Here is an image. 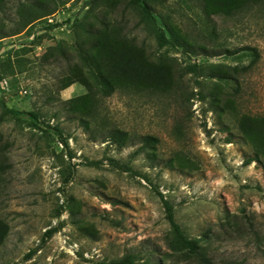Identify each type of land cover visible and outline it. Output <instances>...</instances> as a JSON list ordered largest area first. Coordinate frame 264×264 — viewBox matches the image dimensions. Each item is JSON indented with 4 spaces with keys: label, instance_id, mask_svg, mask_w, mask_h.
I'll return each instance as SVG.
<instances>
[{
    "label": "rangeland",
    "instance_id": "obj_1",
    "mask_svg": "<svg viewBox=\"0 0 264 264\" xmlns=\"http://www.w3.org/2000/svg\"><path fill=\"white\" fill-rule=\"evenodd\" d=\"M127 1L0 0V264H196L167 248L163 199L212 264H264V154L236 120L264 116V0L208 18L197 0H147L167 44ZM103 21L168 59L172 88L104 96L83 60ZM220 65L248 67L237 84ZM76 70L90 86L59 89Z\"/></svg>",
    "mask_w": 264,
    "mask_h": 264
},
{
    "label": "trees",
    "instance_id": "obj_2",
    "mask_svg": "<svg viewBox=\"0 0 264 264\" xmlns=\"http://www.w3.org/2000/svg\"><path fill=\"white\" fill-rule=\"evenodd\" d=\"M95 1V0H94ZM106 1V0H104ZM119 0H107L109 5ZM200 2L202 10L206 17L213 14L239 11L249 7L250 2L258 3L261 0H197ZM137 6L141 20L149 24L155 29L156 35L162 44L169 43L166 32L156 23V18L152 12L151 6L147 0H128L126 6ZM99 28L85 29V41L89 43L88 48L84 50L85 56L83 60L89 62L92 68V79L94 83L101 88L104 96L111 95L116 88L142 90L165 91L172 88V69L171 62L168 59H153L151 55L146 53L143 46H138L129 39L127 33L122 27H109L106 22ZM82 35V34H81ZM133 39V38H132ZM251 50L253 58H257L258 54L254 48ZM254 61V60H253ZM248 66H226L220 65L215 67L214 76L220 78L232 79L238 84L235 76L239 70L247 69ZM0 74V83L4 80ZM88 79L84 78L83 72L77 70L73 75L66 76L60 80L59 89H64L73 82L80 81L88 84ZM1 86V84H0ZM90 86V85H89ZM0 89H2L0 87ZM3 90V89H2ZM236 90V89H235ZM213 105L216 111L224 113V108L234 110V102L232 99L220 98L218 93H214ZM87 95H83L73 99V103H78L85 99ZM2 101V98H1ZM3 102V101H2ZM4 104V102H3ZM9 113L16 115L14 110H8ZM29 114V113H28ZM34 115V114H33ZM239 131L246 139L251 141L257 153L264 154V116H250L242 114L236 118ZM122 135H124L122 133ZM121 132L116 130L108 132V138L119 142L123 139ZM144 144L151 146L155 138L147 136ZM2 165L0 164V170ZM165 210V218L169 224V233L166 236L167 248L175 254H179L182 258L190 263L196 264H212L207 254L206 247L199 240L190 239L186 236L180 224L175 220L173 206L170 202L163 199ZM56 228H49L43 236H50ZM7 233V225L0 220V244ZM117 264H140L133 259L131 255H125L116 261ZM148 264H159L147 260ZM143 264V262L141 263ZM160 264H162L160 262Z\"/></svg>",
    "mask_w": 264,
    "mask_h": 264
},
{
    "label": "built area",
    "instance_id": "obj_3",
    "mask_svg": "<svg viewBox=\"0 0 264 264\" xmlns=\"http://www.w3.org/2000/svg\"><path fill=\"white\" fill-rule=\"evenodd\" d=\"M0 84H1L0 87H1L3 90H5V91L8 90V85H7V82H6L5 79H4Z\"/></svg>",
    "mask_w": 264,
    "mask_h": 264
}]
</instances>
